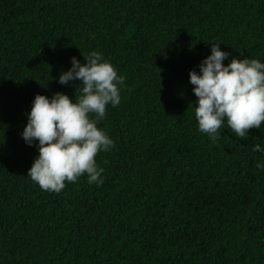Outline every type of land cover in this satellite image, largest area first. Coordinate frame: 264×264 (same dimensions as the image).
<instances>
[{"label": "trees", "instance_id": "trees-1", "mask_svg": "<svg viewBox=\"0 0 264 264\" xmlns=\"http://www.w3.org/2000/svg\"><path fill=\"white\" fill-rule=\"evenodd\" d=\"M211 43L264 62V0H0V264H264V121L199 130L189 71ZM91 51L124 78L97 124L103 183L42 190L26 113L78 98L58 76Z\"/></svg>", "mask_w": 264, "mask_h": 264}, {"label": "clouds", "instance_id": "clouds-1", "mask_svg": "<svg viewBox=\"0 0 264 264\" xmlns=\"http://www.w3.org/2000/svg\"><path fill=\"white\" fill-rule=\"evenodd\" d=\"M229 56L232 54L222 50L220 43H211L210 54L200 61L199 71H189V82L198 98L194 106L198 127L213 143L225 119L240 138H247L251 128L260 129L264 121V62L232 56L224 64ZM83 57L81 62L72 56L71 67L58 76L61 85L80 81L76 85L81 92L78 98L62 91L50 97L37 93L26 113L27 123L20 135L39 153L27 176L42 190L59 193L65 181L76 182L84 174L89 183H103L104 169L98 166L96 155L114 147V141L97 124L105 117L107 105L120 103L118 85L124 78L100 52L91 51ZM253 151L264 153V148L256 144ZM256 166L264 170V162Z\"/></svg>", "mask_w": 264, "mask_h": 264}]
</instances>
